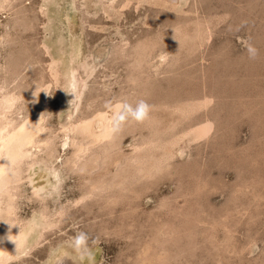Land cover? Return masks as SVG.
<instances>
[{
    "label": "rangeland",
    "instance_id": "rangeland-1",
    "mask_svg": "<svg viewBox=\"0 0 264 264\" xmlns=\"http://www.w3.org/2000/svg\"><path fill=\"white\" fill-rule=\"evenodd\" d=\"M141 99L151 120L112 141L65 135ZM27 123L0 228L51 225L0 264H52L80 231L83 264H264V0H0V132Z\"/></svg>",
    "mask_w": 264,
    "mask_h": 264
},
{
    "label": "bare ground",
    "instance_id": "bare-ground-1",
    "mask_svg": "<svg viewBox=\"0 0 264 264\" xmlns=\"http://www.w3.org/2000/svg\"><path fill=\"white\" fill-rule=\"evenodd\" d=\"M70 82H71V86H72L71 98L75 101V108H76L78 100L80 98V90L78 88V85H80L79 84L80 81H79V75H78L77 71H75L73 73V76H72ZM6 102H8V101H6ZM110 116H111V111H109L107 113L99 114V115L95 116L94 118L90 119L89 121H85V122L79 123L77 125L74 124L75 126L74 125L71 126L70 123H69L70 125L65 123L63 130L65 132V135L68 136V138L70 135L76 136L78 134L77 137H79L81 139L86 138L84 141L88 140L89 142H92V144H94V143L97 144V142L93 143V141L99 142L100 140H104V138L108 139L107 137H109L111 135V133L109 131V124H108V120H109ZM38 130H39V126H37V124L27 123V124H24L23 126H21L19 129L13 130L14 132H12L10 134H8V133H7V135L3 134L5 136H2V133L0 132L1 133V135H0V196L2 194H3V196H6V195L8 196V193L10 190L9 189L10 183L18 180L21 177V175H20V174H22V173H20L21 171L18 172V170L20 168H18V170H17L16 167H19V165L23 161L22 159L24 157L30 156L32 154L29 147L34 145V144L32 145V143L35 141L34 138H35V136L37 134L36 132H38ZM3 133H5V132H3ZM75 133H76V135H72ZM112 136L113 135H111L110 137H112ZM77 137H75V138H77ZM89 137L91 138L92 141L89 140ZM71 139H74V138H71ZM109 139L111 140V138H109ZM109 139H108V141H109ZM76 140H71L70 142H72V141L74 142ZM78 141H79V139H78ZM101 142H103V141H101ZM43 143H45V141L41 143L42 146H44V147H45V145H49L46 143L43 145ZM36 144H38V143H36ZM74 144H75V142L72 145H74ZM76 144H77V141H76ZM76 144H75V146H78V147H76V149H77V151H79V152H77V151L76 152L78 154L81 153L82 155H84L85 152H83V151H84L85 142L83 144L78 143L79 145L78 144L76 145ZM75 146L70 145V147H73L72 149H74ZM52 149L53 148H51V150L50 149L49 150L53 152L54 150H52ZM76 152H74V153H76ZM52 154L55 155V152ZM78 154H73L76 157L71 156V157H73L72 159H73L74 164H75V162L81 160V159L77 158ZM79 157H81V156H79ZM50 158H52L51 155H50ZM74 158H77L78 160L75 161ZM37 161H39V162L41 161L42 163H44L41 166L45 171H47L49 173V176H48L50 178L49 183H48L49 188H54V184L52 183V181H56L57 183L61 181V178H62L61 169L55 165H48L46 163L47 161L44 162V161L38 160V159H37ZM80 162H77L75 164L76 166H74V164H73V166L77 167V164ZM83 165L85 166L86 164H83ZM73 166L71 167L72 169H74ZM14 188H12V189L14 190ZM46 188H45V190H46ZM58 188H59V185H58ZM13 190H11V191H13ZM45 190H42V188L37 189L36 191L34 190L35 196L40 197V198H44L43 194H44V192H46ZM34 191H32V192H34ZM11 208H12L11 203L8 199L6 212L9 213L11 211ZM3 224L4 225L0 228V262L5 260V262L7 263V259L10 260L12 258L18 257L19 255L23 254L26 250H28L29 244L31 242V238L34 235V231H35L34 227L36 225L41 227V231H40V237H41L43 234V230H45L49 225H51V222L46 221L44 218L41 219V222L39 224L30 220L29 222H27V224L21 230H19L13 222H8L7 224L6 223H3ZM8 237H9V239H8ZM61 250H62V255L57 259V261H55L54 263L52 262V264H83L82 258L75 253L74 249L70 246V242L68 243L67 247H65V248L61 247ZM85 261H87V260H85ZM92 264H99V263L97 261H95Z\"/></svg>",
    "mask_w": 264,
    "mask_h": 264
},
{
    "label": "clouds",
    "instance_id": "clouds-1",
    "mask_svg": "<svg viewBox=\"0 0 264 264\" xmlns=\"http://www.w3.org/2000/svg\"><path fill=\"white\" fill-rule=\"evenodd\" d=\"M247 51L250 59H255L258 55V50L251 44L247 46ZM106 107L111 109L108 124L109 131L113 135L120 133L130 123L144 124L152 118L153 106L143 99L137 101L135 105L127 101H120L114 106L109 103ZM89 241V235L86 232L80 231L71 238L70 246L77 255L84 258L91 251ZM91 243L95 244L97 241L92 240Z\"/></svg>",
    "mask_w": 264,
    "mask_h": 264
}]
</instances>
